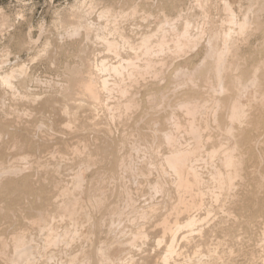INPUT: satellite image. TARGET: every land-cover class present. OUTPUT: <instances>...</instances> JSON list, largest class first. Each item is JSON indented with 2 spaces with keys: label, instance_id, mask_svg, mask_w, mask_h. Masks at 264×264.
<instances>
[{
  "label": "rangeland",
  "instance_id": "rangeland-1",
  "mask_svg": "<svg viewBox=\"0 0 264 264\" xmlns=\"http://www.w3.org/2000/svg\"><path fill=\"white\" fill-rule=\"evenodd\" d=\"M240 2L243 8L249 6V0H240ZM97 5L98 7L95 8ZM234 8L236 11L239 10V4ZM132 9L137 11L134 17L128 16ZM105 10L110 11L109 21L119 23L122 30L121 36L124 40L128 39L130 43L123 42L120 35L112 33L108 19L100 17L101 12ZM223 11L222 0H0V75L13 69L22 70V73L13 79V89L6 88L0 82V133L2 135L0 163L6 165L17 163L26 167V162L19 161L18 158L20 154H28L35 161H41L43 164L39 169H28L20 175L7 176L0 182V240L3 242L4 239L7 242L3 243L8 244V253L12 251L13 235L31 230L28 226L35 210L43 208L42 205L45 203L44 207L53 210L57 196L54 190L55 185L72 187L71 181L78 168L88 160H92L87 171L84 200L89 206L92 218V224L87 231L94 245L92 248L91 243H88L85 249L87 255L91 257V264H99L97 258L99 246L106 241L108 233L103 222L118 218L121 211L124 213L121 217L122 223L124 226L127 225V215L131 209L127 202V195L135 199L138 207L150 201V186L158 176L156 169L158 166L150 165V161L156 160L158 163L161 157L168 154L167 147L162 145V148H159L160 144L157 146L159 157L147 151V145L151 143L149 137L151 133L149 129L147 130V124L152 118H158L160 121L158 129L164 130L161 120L164 119L166 111V109H160L162 107L157 108L150 97L165 95L175 101L186 92L185 88L174 95L175 72L180 68L191 69L190 67L199 61L204 42L194 52L178 56L166 49L162 54L166 64H161L164 68L161 77L155 81L147 79L131 88L129 96L134 97L138 102V107L133 112H127L122 107L124 101L121 106L119 105L123 96L114 86L121 79H128L131 72H128L127 63L130 60L133 63H142L145 57L139 49L142 37L145 34L154 33L165 19L173 24L174 30L171 31V36L175 34L180 36L179 43L170 42L171 50L176 52L178 47L185 43L180 34L187 21L192 24L189 32H196L198 25L204 21L210 29L213 24L226 19ZM77 25L83 26L81 33L76 36L77 38L68 37V30ZM262 30L263 32L252 39L251 45L247 46V52L256 46L258 52H264L262 40L264 26ZM103 38L118 41L119 55L108 51ZM257 56L258 53L254 58L257 59ZM102 61L107 65L106 71L100 70ZM113 66H122L120 75L112 71ZM91 76L96 79H107L112 89L110 92L103 91L101 102L94 104L93 107L89 103L88 95L81 88V82ZM166 90L168 91L165 92ZM79 94L80 97H76ZM35 96L38 100L35 101L36 104H28L26 98H35ZM89 109L93 110L91 115ZM66 125H70L72 129L65 130L63 127ZM211 129L213 131L214 127ZM137 134L140 135L137 136ZM132 144L134 146L137 144L138 152H135ZM75 147H80L83 151L82 156L72 154ZM262 152L263 149L259 148L257 155L259 156ZM126 155L127 158L132 155L135 169L142 171L146 177L141 175L134 179L131 172L119 170L120 161L126 159ZM253 155H256V150L253 151ZM263 167L262 164L260 169L263 170ZM204 176L207 177L206 174H203ZM92 179L93 182H91ZM202 186L200 185L198 195L199 198L204 199L189 212L174 209L177 199L173 187L168 196L166 193L153 196L158 211L144 226L145 238L140 240L133 249L135 264H163V256L171 243V234H165L162 231L165 218L174 227L178 222L180 227L177 230L175 252L168 264L174 262V264H263L264 193L258 194L253 183L251 186L245 185L241 199L234 207L233 216L218 208L207 216L210 199L203 192ZM100 189L106 191V202L102 204L103 206L93 208L89 205V198L93 194L98 195ZM141 192H143L142 195ZM250 192L253 194L251 195ZM20 210L24 216L20 214ZM193 217L200 220L197 225L192 229L184 228L188 220ZM122 223L121 226H123ZM116 225L119 223L117 222ZM30 233L36 240L39 239L37 230H31ZM3 243H0V264H5L2 259L3 250H5Z\"/></svg>",
  "mask_w": 264,
  "mask_h": 264
},
{
  "label": "bare ground",
  "instance_id": "bare-ground-1",
  "mask_svg": "<svg viewBox=\"0 0 264 264\" xmlns=\"http://www.w3.org/2000/svg\"><path fill=\"white\" fill-rule=\"evenodd\" d=\"M222 2L226 19L221 20L217 24H213L210 29H208L204 21L198 25L196 32H189V28L192 24L190 21H187L184 29L182 28L183 32L180 34L184 38L185 43L181 44V47H178V50H176L177 53L171 50L170 42H172V44H174L173 41L179 43L180 36L178 34H175L173 37L171 36V31L174 30V28H172L173 24L170 23L168 19L164 18V23H161L154 33L145 34L139 43L140 52L145 55L142 63H133V61L130 60L127 63L128 72H131L128 75V79H121V76L120 82L114 86L117 88L118 92H120L121 96H123L119 105L121 106L124 101L122 107L125 108L127 112H133L138 107V102L134 97L129 96L131 88L133 85H137L147 79L155 81L161 77V73L164 69L161 64H166V60L162 59L164 58L162 54L166 49L178 56L181 54L183 55V53L194 52L196 48L201 46L204 42L201 58L194 65L193 63L191 64L193 65L190 67L191 69H186L185 67V69L176 68V87L173 93L175 95L177 91L185 88L186 92L175 101H173V98H170V96L165 95L161 97L152 95L150 97L151 102L157 108L162 107L160 109H166V111L164 119L161 120L165 127L164 130L159 131L158 129L160 123L158 118H152L147 124V130L149 129L151 133L149 136L151 143L147 145V151L153 156L159 157V154H157V146L160 144L161 146H159V148H162V145L167 147L168 154L161 157L158 163H156V160L150 161V165L158 166L156 167L158 176L153 185L150 186V201L138 207L135 203V199L127 195V202H129V207H131L127 215V225L124 226L122 223L121 217L124 213L121 211L118 218H111L108 222H103V226L107 229L108 233L106 241L99 246L97 255L99 264L136 263L132 255L133 249L140 240L145 238L143 233L144 226L158 211V206L155 204L153 198V196L158 193H166L168 196L173 187L177 199L176 204H173L174 209L177 211L182 210L183 212H189L200 201H203L204 198H199L198 195L200 192V185H203V192L206 193V195L209 196L208 199H210L207 216L217 208L233 216L235 213L234 207L236 203L240 201L242 189L245 185L251 186V183H253L256 186L253 187L257 189L256 192H258V194L263 195L264 193V169H260L262 164L264 165V52H258L257 46L255 48L253 47L250 52L246 51L248 49L247 46L251 45L252 39H254L258 33L263 32L264 0H249V6L246 8L240 5L242 3L240 0H222ZM237 4H239V10L236 11L234 7ZM96 7H98V5L95 6V8ZM108 10L102 11L100 17L107 18V21L111 24L112 33L121 36L122 30L119 23L117 21H109L110 11ZM136 12L135 9H132L128 16L134 17ZM82 28L83 26L81 25L71 28L67 32L68 37L74 38V36H78ZM121 38L123 42L130 43L128 39L124 40L122 36ZM262 40L264 44V35ZM103 42L108 51L119 55L118 41L103 38ZM256 53H258L257 59L254 58ZM106 66L105 62L102 61L100 70L106 71ZM121 67L122 66H113L111 69L115 74L120 75L122 70ZM21 73L22 70L13 69L10 72L0 75V82L6 88L13 89V79ZM81 88L88 95L89 103L92 107L94 104H99V102H101L100 99L103 91L110 92L112 90L110 89L107 79H96L92 76L81 82ZM167 91L168 90L165 92ZM76 97H80V94ZM26 99L27 103L31 105L37 100L36 96L35 98L27 97ZM92 112L93 110L89 109L90 115ZM212 127H214L213 131L211 129ZM63 128H65V130L72 129L70 125H66ZM139 135L140 134H137V136ZM1 139L2 135L0 133V140ZM145 140H147V138H145ZM137 144H135V146L132 144L135 152L139 151ZM259 148H262L263 152L258 156L257 150ZM254 150H256L257 156L253 155ZM72 154L75 156H82L83 151L80 147H75L73 148ZM152 155L151 157H153ZM18 160L25 161L26 167L17 163L8 165L0 163V182L7 176L20 175L25 170L39 169L43 165L41 161L37 159V161H35V159L31 158L28 154H20ZM90 161L92 160H88L78 168L71 181L72 187H68V185L61 187L59 186V181L56 180V183L59 185H55L54 187L57 196L55 197L53 210L44 207L46 203L43 205L41 204L43 208L35 210L33 217L29 221L28 227L31 230H37L39 233L38 240L30 233L31 230H26L27 232H17L12 237V251L10 253L7 252L8 244H4L7 242L4 241V239V243L0 240V243H3L5 249L3 250L2 258L5 264H91V257L87 255L85 245L91 243L92 248L94 245L93 240L90 238V233L87 231V228L92 224V218L89 213V206L85 204L84 200L87 171L91 165ZM119 170L131 172L134 179H137V176H145L142 171L135 169L132 155L130 157L128 156V158L126 155V159L124 158L120 161ZM203 174H206L207 177H203ZM44 179L43 181H45ZM91 182H93V179ZM248 182L251 183L249 184ZM245 189H247V187ZM251 190L254 191L253 189ZM98 192V195L93 194L89 198V205L93 208H98L106 202V191L100 189ZM126 193H129L128 189ZM142 194L143 192H141V195ZM119 199L117 200L119 201ZM172 202L173 201H171V203ZM262 207L263 215L264 206L262 205ZM31 211H33V209H31ZM20 214L22 215V212ZM204 220L205 219H203V221ZM199 221L200 220L193 217L188 220L184 228L192 229ZM117 222L119 225H116ZM121 223L123 226L120 225ZM179 228L178 222L174 227L167 218L164 219L162 231H164L165 234H171V243L168 245V249H166L167 251L163 256V264H168L169 259L175 252L174 248L177 230ZM239 230L241 232V228ZM239 230L237 231L238 233ZM226 231L228 230L226 229ZM254 232L256 231L254 230ZM261 241L262 240H260V242ZM237 254H239V252ZM240 254H242V252H240ZM159 256L162 257V255ZM145 261L146 260H144V262Z\"/></svg>",
  "mask_w": 264,
  "mask_h": 264
}]
</instances>
